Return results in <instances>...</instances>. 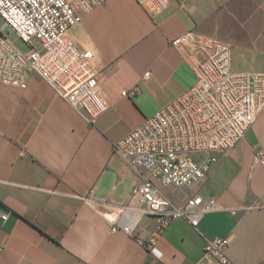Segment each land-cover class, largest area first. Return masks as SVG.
I'll return each mask as SVG.
<instances>
[{
	"label": "crops",
	"instance_id": "0c3cea01",
	"mask_svg": "<svg viewBox=\"0 0 264 264\" xmlns=\"http://www.w3.org/2000/svg\"><path fill=\"white\" fill-rule=\"evenodd\" d=\"M66 35L89 57L106 110L92 125L35 73L0 80V212L9 214L0 218V264H200L217 238L234 264H262L264 110L196 185L166 186L116 148L195 84L203 40L229 43L235 72L264 74V0H107ZM145 178L179 206L201 196L216 207L197 228L172 220L149 247L153 216L133 235L113 230L121 206L144 207L134 190Z\"/></svg>",
	"mask_w": 264,
	"mask_h": 264
},
{
	"label": "built area",
	"instance_id": "2783aa9c",
	"mask_svg": "<svg viewBox=\"0 0 264 264\" xmlns=\"http://www.w3.org/2000/svg\"><path fill=\"white\" fill-rule=\"evenodd\" d=\"M106 1L0 0V18L31 47L28 53H22L0 30V80L17 83L22 72L35 73L82 118L96 124L106 110L100 80L89 57L66 34L92 8ZM140 1L162 7L169 0ZM186 39L174 40L172 44L178 46ZM201 44L207 54L193 68L195 84L133 130L116 148L133 170H148L163 184L175 188L202 182L218 162V156L232 149L264 110V74L235 72L229 43L211 39ZM149 76L150 73L145 78ZM256 158L264 167V152ZM134 192L141 195L144 207L121 206V216L113 230L120 227L133 235L143 217L153 216L157 226L149 247L172 220L184 218L197 228L200 218L216 207L215 202L206 203L201 196L179 206L148 178ZM8 216L0 212L4 221ZM227 248L226 239L208 240L200 264H234L227 256Z\"/></svg>",
	"mask_w": 264,
	"mask_h": 264
},
{
	"label": "rangeland",
	"instance_id": "374dc122",
	"mask_svg": "<svg viewBox=\"0 0 264 264\" xmlns=\"http://www.w3.org/2000/svg\"><path fill=\"white\" fill-rule=\"evenodd\" d=\"M0 30H3L5 37L22 53L26 54L29 52L31 47L25 44L19 36L10 28L6 27L5 22L0 18ZM35 43H37L35 41Z\"/></svg>",
	"mask_w": 264,
	"mask_h": 264
}]
</instances>
